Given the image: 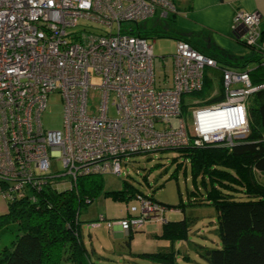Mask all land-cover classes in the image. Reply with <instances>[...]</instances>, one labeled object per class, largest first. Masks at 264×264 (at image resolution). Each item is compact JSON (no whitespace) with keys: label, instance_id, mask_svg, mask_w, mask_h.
Listing matches in <instances>:
<instances>
[{"label":"built area","instance_id":"2783aa9c","mask_svg":"<svg viewBox=\"0 0 264 264\" xmlns=\"http://www.w3.org/2000/svg\"><path fill=\"white\" fill-rule=\"evenodd\" d=\"M157 12L159 20L177 13L174 0H0V194L5 201L34 199L47 179L73 186L84 175L120 176L134 154L190 144L231 146L249 133L248 100L264 83L253 84L248 71L225 67L177 39L171 83L161 84L153 43L134 33L140 21ZM260 17L256 11H237L233 17V30L255 49ZM79 20L92 30L73 29ZM207 68L221 73L223 99L194 101L188 125L183 97L202 90ZM92 75L100 77L99 84L91 83ZM53 92L64 101L61 129H45L41 122ZM55 161L62 170L52 172ZM137 200L139 215L106 220L107 228L117 224L128 233L164 221L165 206L149 195ZM102 221L100 215L90 226Z\"/></svg>","mask_w":264,"mask_h":264},{"label":"trees","instance_id":"16d2710c","mask_svg":"<svg viewBox=\"0 0 264 264\" xmlns=\"http://www.w3.org/2000/svg\"><path fill=\"white\" fill-rule=\"evenodd\" d=\"M139 26L134 33L149 38L142 24ZM263 38L264 32H261ZM239 41L255 49L246 45L242 39ZM210 56L221 65L248 71L253 84L264 83V65L259 54H253L250 59L231 62L221 56ZM250 62L255 63L252 69L247 68ZM208 69L213 68H207L206 71ZM210 84L211 80L205 75L202 90L190 95L206 99ZM184 97L183 115L188 107ZM222 98L221 86L219 95L200 103L212 104ZM247 113L249 133L234 140L231 146L225 143H205L199 147L190 144L175 148L189 160L195 183L191 194L197 191L196 194L201 195V198L195 195L189 204L211 205L216 211L215 224L220 245L214 248L199 246L198 250L208 264H264V182L261 179L264 176V88L251 94ZM97 177L96 174L80 176L73 186H69L65 179H47L39 191H34V199L24 196L6 201L7 211L0 214V243L6 234H12V238L8 244H0V264H99L91 258L94 250L89 251L82 240L79 220L81 206L91 203V194L100 188L101 183ZM106 193L120 200L149 195L150 199L166 208L182 207L181 203L166 206L150 194L139 190L136 192L126 181L122 189ZM128 216L136 215L125 217ZM103 218L104 221L111 220ZM192 219V216L178 220L165 218L163 222H158L162 230L157 237L186 238ZM140 229L134 232H140ZM132 233H127L129 238ZM129 242L126 241L127 244ZM172 253L143 252L140 255L172 264Z\"/></svg>","mask_w":264,"mask_h":264},{"label":"rangeland","instance_id":"374dc122","mask_svg":"<svg viewBox=\"0 0 264 264\" xmlns=\"http://www.w3.org/2000/svg\"><path fill=\"white\" fill-rule=\"evenodd\" d=\"M165 18L164 21L158 19V12L154 17H149L145 21H140L148 39L153 43V52L155 55V74L158 80H162L164 76L172 75V55L175 51V39L170 36L163 35L166 22L170 21ZM85 26V20H79L78 25L74 27L78 32L82 31ZM83 30L90 31L92 28L85 27ZM161 36V37H160ZM166 76V77H167ZM167 77V78H168ZM217 79L213 75V80ZM100 77L92 75L91 83L99 84ZM186 107L184 117L187 124L191 125L190 106L197 100V96L188 95L184 97ZM199 100V98H198ZM64 114V101L59 92H53L48 95L47 104L41 113V122L45 129H61ZM109 115L114 116V109L110 103ZM171 125H176L177 120L172 119ZM62 170L61 163L55 161L52 165V172ZM147 178V180L145 179ZM101 185L93 194L92 201L89 204H83L79 211V220L81 228L82 240L86 248L96 250L97 255H103L102 258H95V262L99 264H167L162 260L140 255L143 252H162L172 253V264H208L205 259L200 256L199 246L214 248L220 245L219 237L216 231V211L211 205H190L189 200L193 197H200L197 191H194V181L192 180L189 160L183 153L176 149L158 150L147 154H134L126 164L122 166V174L120 176L105 173L98 175L96 178ZM125 181L132 188L150 194L153 198L163 204L177 205L181 203L182 207L169 208L165 213L167 220H178L183 217L192 216L189 230L186 238L166 239L163 237L146 236L143 233H134L129 238L123 235L115 240L110 253H102L100 250L101 243L111 237H114L107 228L106 222L102 221V225L98 228L89 227L91 220L97 219L100 215L106 219L119 218L127 213L131 215H139V202L135 196L127 199H115L106 193L112 190L123 188ZM200 185V178H197ZM60 187V185H59ZM196 195V196H195ZM183 209V210H182ZM152 226H158V223H152ZM146 223V224H149ZM113 227V226H112ZM135 237L131 245L132 238ZM12 238V234H6L1 239V245L8 244ZM130 240L129 244L126 241ZM121 241V242H120ZM130 245V247H129ZM60 264H69L66 262Z\"/></svg>","mask_w":264,"mask_h":264},{"label":"crops","instance_id":"0c3cea01","mask_svg":"<svg viewBox=\"0 0 264 264\" xmlns=\"http://www.w3.org/2000/svg\"><path fill=\"white\" fill-rule=\"evenodd\" d=\"M174 3L177 8V13L170 15L168 19L170 21L166 22L165 29H163L165 36H170L174 38L175 41H177V37L182 39L186 38L185 40L201 49L204 54L209 56H221L225 61L231 62L250 59L253 57V54H259L262 57V61H264V38L260 39L258 49H251L239 41L241 40V36L233 30V17L237 11H256L259 12L261 16L259 24L260 30L264 32V0H174ZM223 66L228 67L226 65ZM253 67H255L254 62L248 63L247 68L252 69ZM229 68L236 69L234 67ZM206 75L211 80V84L206 95L207 98L203 100H198L197 98L199 102H204V100L212 98V96L215 97L221 93L222 79L220 72L218 70L208 69ZM213 75L217 76L215 81L213 80ZM166 76L159 81L161 84L171 83L172 75L171 77L167 76L168 78ZM261 179L264 182V176H262ZM6 211V201L0 194V214ZM127 215L131 214L127 213L119 218ZM150 222L158 223L155 221ZM152 225L153 224L145 223L140 229V232L134 233H143L148 237L155 235L157 237L162 230L161 224L158 223V226ZM110 231L114 237L101 243L100 250L104 254L110 253L115 243V240L112 238L119 239L123 235H127L117 224L114 225ZM134 239L135 237L132 238L131 245ZM97 257L102 258L103 255H97L96 250H94L91 258L95 260Z\"/></svg>","mask_w":264,"mask_h":264}]
</instances>
